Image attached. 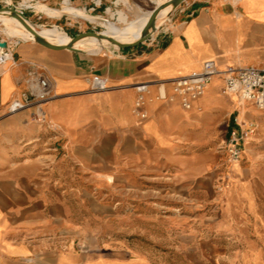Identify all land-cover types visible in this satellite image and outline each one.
<instances>
[{
  "label": "crops",
  "instance_id": "0c3cea01",
  "mask_svg": "<svg viewBox=\"0 0 264 264\" xmlns=\"http://www.w3.org/2000/svg\"><path fill=\"white\" fill-rule=\"evenodd\" d=\"M74 1L109 10L103 0ZM13 50L17 61L7 58L0 75V264H141L131 232L146 224L149 197L155 221L169 213L172 230L198 241L203 263L264 264V111L224 92L230 67L264 70V0H186L160 45ZM206 61L221 74L187 110L171 81ZM34 69L55 81L42 121L36 106L8 114ZM95 76L106 91H93ZM143 83L145 117L135 112ZM238 124L252 125V136L230 164L223 147Z\"/></svg>",
  "mask_w": 264,
  "mask_h": 264
},
{
  "label": "rangeland",
  "instance_id": "374dc122",
  "mask_svg": "<svg viewBox=\"0 0 264 264\" xmlns=\"http://www.w3.org/2000/svg\"><path fill=\"white\" fill-rule=\"evenodd\" d=\"M65 1L66 0H12L16 6L24 9L26 17L36 30H58L64 32L71 39L86 32L102 33L113 37L120 34L118 29L124 28L126 23L131 24L130 30L136 29L145 20V16L151 15L152 11L164 2L163 0H108V2L103 0L104 4L107 3L109 5V10L99 8L97 11L86 12L85 9L78 6L74 0H69L71 9L67 8L65 6ZM88 1V5H91L90 0ZM1 6H7L6 2L0 0V7ZM121 15L125 17L126 22L120 20ZM0 19H2V22H0V39L10 40L14 45V49L17 50L21 45L26 43L38 44L36 41L29 40L31 36L14 34L16 37H12L7 33L9 32L8 30L7 32L5 31L7 27L5 24L14 22H4V18L1 16ZM162 21L163 20H160L159 24H161ZM107 22L110 23L112 27L108 26ZM10 27L14 28V25ZM107 48L118 49V47L106 42H98L80 47V49L86 52H101ZM12 52L13 59L11 62L14 60L17 61V53H15L14 50ZM4 69L5 65H0V75L4 72ZM77 186L79 192L76 193L79 196H86L89 194V184ZM147 187L150 191L159 188V192H161V186L155 183L148 184ZM162 190L163 192L165 191V189ZM134 201L138 204L137 199ZM78 202L81 203L80 200ZM119 202H124V207H131L128 205V201H122V198ZM146 202L147 208H149L146 212V224L142 225L143 229H141V231L136 229L131 232L132 244L146 255V259H143L141 264H208L202 262V250H197L195 247L198 241L194 240L192 235L190 236V234L182 228H179L178 231L175 229L172 230L169 213L166 214V212H164L162 223L155 221L156 218L160 219V217L154 216V208H152L154 207V199L149 197ZM158 202L159 204L163 202L164 209L165 206H170V201L167 199L161 200V203L160 201ZM82 203L84 205H82L84 209L83 212L86 214L84 217L89 219V213H86V209H90L91 201L85 199ZM136 227L138 228V224ZM198 258L200 259L199 263L188 262L189 259L196 260ZM132 264L138 263L132 262Z\"/></svg>",
  "mask_w": 264,
  "mask_h": 264
},
{
  "label": "built area",
  "instance_id": "2783aa9c",
  "mask_svg": "<svg viewBox=\"0 0 264 264\" xmlns=\"http://www.w3.org/2000/svg\"><path fill=\"white\" fill-rule=\"evenodd\" d=\"M7 4V3H6ZM169 29H164L163 39ZM151 40L156 41V38ZM149 40V41H151ZM161 41V43H162ZM0 42H6L7 48L0 50V65L7 61L9 56L13 59L14 45L10 40L0 39ZM160 43V44H161ZM226 73L224 92L231 97L239 106L247 102L254 103L256 107L264 111V70L253 67L242 69H234L230 67ZM221 74L215 61H206L201 71L191 75L179 77L171 81L175 96L180 99L182 106L190 110L193 103L201 98L207 91L210 82L214 77ZM28 88L19 98L13 99L8 106V114L12 115L23 111L31 106H36L38 110L37 119L44 120V105L55 98V81L42 69H34L29 74L27 80ZM93 91L103 92L109 87L107 80L95 76L92 82ZM136 89L139 96L135 105V112L139 116L145 117L143 111L144 94L148 92V84H138ZM238 128H234L223 147L228 163L236 164L242 160L243 147L246 141L252 136V125L247 127L238 124Z\"/></svg>",
  "mask_w": 264,
  "mask_h": 264
},
{
  "label": "water",
  "instance_id": "95a60500",
  "mask_svg": "<svg viewBox=\"0 0 264 264\" xmlns=\"http://www.w3.org/2000/svg\"><path fill=\"white\" fill-rule=\"evenodd\" d=\"M3 2L7 3V6H1L0 7V15H7L9 17H12L16 19L29 33H31L34 36V39L36 43L39 45L55 50V51H61V50H68V51H78V49L75 47L77 43L80 41L87 39V38H94L98 41H108L113 46L118 47L119 50H125L128 48H134L137 47L152 38H156V43L160 45L162 39H163V30L170 29L172 24V16L174 12L179 8L186 0H171L164 5H160L156 7L152 14L146 23L143 31L142 36L137 39L136 41L132 43H122L116 39L110 38L102 33H96V32H86L81 33L74 38H72V41L67 45H54L47 41L40 33L34 28V26L30 23L28 18L24 15L23 11L19 9L12 0H1ZM172 6L171 13L167 16V18L162 21L161 24H159V21L157 20L159 13L166 7ZM6 42H0V50L7 48ZM109 49V48H107Z\"/></svg>",
  "mask_w": 264,
  "mask_h": 264
},
{
  "label": "bare ground",
  "instance_id": "6f19581e",
  "mask_svg": "<svg viewBox=\"0 0 264 264\" xmlns=\"http://www.w3.org/2000/svg\"><path fill=\"white\" fill-rule=\"evenodd\" d=\"M163 1L164 2H162V5H164L165 3H167V2H169L171 0H163ZM65 6L67 8H70L69 0L65 1ZM171 11H172V6H168V7L164 8L159 13L157 20L158 21H160V20L164 21L167 18V16L171 13ZM62 13H64V12H62ZM0 16L4 18L3 19L4 22H6V21L7 22H14V23L5 24V25H7L5 31L7 32V30H8L9 32H7V33L9 35H11L12 37H16L14 34H21V35L28 36V37L31 36V39H29V40L35 41L34 36L31 33H29L16 19H14L12 17H9L7 15H0ZM150 16L151 15L145 16L146 17L145 20L136 29L130 30L131 24L126 23V26L124 28H119L118 29V31L120 33L119 35H116V36H113V37L108 36V37L116 39V40H118V41H120L122 43H132V42L136 41L137 39H139L142 36V31H143L146 23L148 22ZM120 20L123 21V22H126V19H125V17L123 15H121ZM0 22H2V19H0ZM11 25H14V28L10 27ZM107 25L111 26L110 23H108V22H107ZM37 31L47 41H49L50 43H52L54 45H67V44H69L72 41V39L69 38L64 32H61V31H58V30L44 29V30H40V31L37 30ZM120 37H123V38H120ZM98 42L99 43H102V42L108 43V41H106V40L98 41V40H96L94 38H87V39H84V40L80 41L79 43H77L75 47L77 49H80V47H82L84 45H91V44L98 43Z\"/></svg>",
  "mask_w": 264,
  "mask_h": 264
}]
</instances>
